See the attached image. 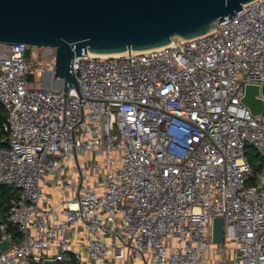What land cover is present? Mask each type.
I'll return each instance as SVG.
<instances>
[{"label": "built area", "instance_id": "obj_1", "mask_svg": "<svg viewBox=\"0 0 264 264\" xmlns=\"http://www.w3.org/2000/svg\"><path fill=\"white\" fill-rule=\"evenodd\" d=\"M217 29L75 56L80 83L67 92L54 48L43 69L25 58L28 45L0 42V183L17 193L0 221V264H210L226 240L231 264H264V174L246 155L251 146L264 157V106L254 115L242 102L251 84L264 103V0ZM82 151L95 157L100 188L87 182Z\"/></svg>", "mask_w": 264, "mask_h": 264}, {"label": "water", "instance_id": "obj_2", "mask_svg": "<svg viewBox=\"0 0 264 264\" xmlns=\"http://www.w3.org/2000/svg\"><path fill=\"white\" fill-rule=\"evenodd\" d=\"M252 1L0 0V42L54 48V76L62 79L63 91L71 87L78 91L80 81L72 70L75 56L178 44L217 29L225 17H232ZM258 94L257 85H246L242 102L254 115L264 106ZM212 242H223L221 217L213 219ZM7 247L6 240L0 242V251ZM45 264L56 263L47 260Z\"/></svg>", "mask_w": 264, "mask_h": 264}, {"label": "rangeland", "instance_id": "obj_3", "mask_svg": "<svg viewBox=\"0 0 264 264\" xmlns=\"http://www.w3.org/2000/svg\"><path fill=\"white\" fill-rule=\"evenodd\" d=\"M51 54V50L47 47H39V46H28L26 51H25V58L27 60H29L30 63L33 64V66L38 67V68H43V66H39L38 62H46L49 61V55ZM44 69V68H43ZM44 71V70H43ZM49 71V70H46ZM33 79V80H32ZM38 81L39 78L37 77H33L31 78V82L29 83L30 87H36L38 85ZM254 148H250V152H248L249 156L252 158L251 162H252V167H253V175H257V174H264V157H262L261 155H256V156H252L254 155ZM81 165L84 166L87 170H88V175H87V182H89L90 184H92V186L94 188H100L101 187V178H100V174L98 172H96L95 170H93V168H91V166L89 164H92L95 161V157L92 156L91 154H87V153H81ZM263 163V167L259 170V172H256L254 170V168L256 167L257 164L259 163ZM88 167H90V169H88ZM77 169V167H75ZM253 178H250V182H252ZM50 187L52 189L53 187V182L50 183ZM46 194H47V198H46V202L47 203H52L54 202V197L52 195V193L47 190L46 187ZM15 235V240H18V235L15 234V232L13 233ZM223 246L226 248V252L223 254H221L220 258H221V262L219 261H212L210 264H231V259L233 256V244L229 243V241H225Z\"/></svg>", "mask_w": 264, "mask_h": 264}, {"label": "trees", "instance_id": "obj_4", "mask_svg": "<svg viewBox=\"0 0 264 264\" xmlns=\"http://www.w3.org/2000/svg\"><path fill=\"white\" fill-rule=\"evenodd\" d=\"M5 115H6V111L4 107L2 106V104L0 103V141H1V138H3L4 136V132L1 128V124L5 118ZM250 148L251 146H247L246 155H247L248 161L250 162L251 166H253L251 162L252 158L248 155L249 154L248 152H250L249 151ZM254 152H255L254 155H252L253 157L256 155H260L259 153L256 152V150H254ZM262 167H263V163L260 162L259 164L256 165L254 170L256 172H259V170ZM252 170H253V167H252ZM249 183L251 182L249 181ZM16 194H17L16 191L11 186L5 183H0V221L5 219L9 204L12 201V199H14ZM9 230H13V229L9 228ZM13 233H14V230H13ZM15 234L17 233L15 232ZM57 264H74V262L72 260H69L68 262H59Z\"/></svg>", "mask_w": 264, "mask_h": 264}, {"label": "bare ground", "instance_id": "obj_5", "mask_svg": "<svg viewBox=\"0 0 264 264\" xmlns=\"http://www.w3.org/2000/svg\"><path fill=\"white\" fill-rule=\"evenodd\" d=\"M119 54H120V53H119ZM110 55H117V54H110ZM49 75H50L49 72H45V73H44V77H45V78H48ZM52 85H53V87H57V86L59 85V81H56L55 83L52 82Z\"/></svg>", "mask_w": 264, "mask_h": 264}, {"label": "crops", "instance_id": "obj_6", "mask_svg": "<svg viewBox=\"0 0 264 264\" xmlns=\"http://www.w3.org/2000/svg\"><path fill=\"white\" fill-rule=\"evenodd\" d=\"M81 153H87V152H84V151H82V152H80V154ZM87 154H89V153H87ZM73 166V162H72V159L68 162V164H67V167H72ZM54 200V202H52V203H55L56 202V200H55V198L53 199Z\"/></svg>", "mask_w": 264, "mask_h": 264}]
</instances>
